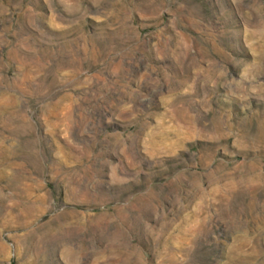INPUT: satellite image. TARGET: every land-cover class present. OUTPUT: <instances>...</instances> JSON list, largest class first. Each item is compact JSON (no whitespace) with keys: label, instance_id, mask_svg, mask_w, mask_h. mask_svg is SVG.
<instances>
[{"label":"rangeland","instance_id":"obj_1","mask_svg":"<svg viewBox=\"0 0 264 264\" xmlns=\"http://www.w3.org/2000/svg\"><path fill=\"white\" fill-rule=\"evenodd\" d=\"M0 264H264V0H0Z\"/></svg>","mask_w":264,"mask_h":264}]
</instances>
